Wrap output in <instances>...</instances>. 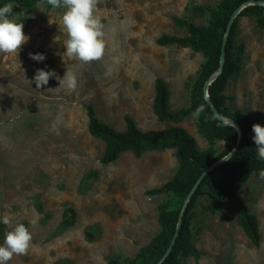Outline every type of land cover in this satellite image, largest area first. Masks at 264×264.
I'll use <instances>...</instances> for the list:
<instances>
[{"label":"rangeland","instance_id":"1","mask_svg":"<svg viewBox=\"0 0 264 264\" xmlns=\"http://www.w3.org/2000/svg\"><path fill=\"white\" fill-rule=\"evenodd\" d=\"M221 0H100L95 14L108 33L102 60L80 64L68 57L60 30L63 7L40 1L28 8L11 3L10 19L23 24L29 40L18 58L0 55V220L9 215L13 227L24 224L32 234L27 255L8 264H108L120 255L132 258L159 231L158 205L171 195L149 194L177 171L176 147L136 156L123 152L102 163L103 139L89 132L88 106L101 122L126 129L131 116L142 130L175 125L153 111L156 79L167 83L169 109L189 106L191 87L205 57L176 44L161 45L163 35H188L175 18L206 25L209 12ZM53 21L49 23V21ZM114 30V31H113ZM236 44L243 47L241 68L229 80L227 103L253 113L264 126V28L255 16L239 19ZM29 53H42L35 61ZM37 69L68 70L78 87L69 91L51 78L36 88ZM177 125L194 135L201 149L209 146L194 116ZM225 141H217L222 149ZM260 224L261 244H252L238 224V212L226 200L215 213L201 195L194 208L193 241L203 252L184 264H264V183L252 173L240 190ZM74 223L64 225L66 211ZM0 239L3 244L5 231Z\"/></svg>","mask_w":264,"mask_h":264},{"label":"trees","instance_id":"2","mask_svg":"<svg viewBox=\"0 0 264 264\" xmlns=\"http://www.w3.org/2000/svg\"><path fill=\"white\" fill-rule=\"evenodd\" d=\"M40 1L46 0H0V7L16 3L30 8ZM247 1L249 0H221L215 6H198V9L210 14L206 25H197L187 19L175 18L178 26L187 28L188 35H163L157 40L161 45L176 44L190 47L202 52L205 57L198 77L191 87V100L187 107L171 111L168 104L169 87L161 77L156 79L153 111L160 120L171 121L175 125L164 129L142 130L135 120L127 115L125 116L126 129L120 131L101 122L96 116L94 107L88 106L89 132L106 143V149L101 158L102 163H111L126 151H132L136 156H141L148 151L172 146L176 147L178 160V168L174 176L160 187L148 192L171 195V199L158 205L160 231L142 246L134 257L123 258L118 255L108 264H184L185 257L193 256L198 259L203 252L193 241L192 224L194 208L201 195H207V210L213 213L217 212L226 200H229L238 212V224L252 244L256 247L260 246L261 231L258 217L250 211L248 204L240 195V190L249 176L252 173L259 176L260 170L264 169V160L257 159L256 146L252 140L254 135L252 125L260 124V122L253 113L230 107L227 103L229 98L225 93L230 78L241 68L243 47L236 44L239 19L243 16H255L258 26L264 28V5L244 6ZM239 9V14L232 21L233 15ZM229 26L223 68L209 84L208 93L219 115L224 119L235 121L241 128V135L235 129L223 126L224 119L215 114L206 96L207 82L218 73L221 67L223 42ZM201 106L203 111L194 117V120L199 134L209 142V146L205 149L200 148L196 137L185 127L177 125L189 116H193V113ZM217 141H225L226 144L219 150L215 147ZM235 148L230 160L219 163L204 175L183 211V206L201 175ZM181 214L183 220L179 235L166 255ZM74 217V209L69 208L65 213L64 225L73 224ZM5 228L6 226L0 222V239Z\"/></svg>","mask_w":264,"mask_h":264},{"label":"clouds","instance_id":"3","mask_svg":"<svg viewBox=\"0 0 264 264\" xmlns=\"http://www.w3.org/2000/svg\"><path fill=\"white\" fill-rule=\"evenodd\" d=\"M100 0H47L53 8L63 7V12L58 24L60 30L66 35L63 45L66 56L80 64H90L100 61L105 55L108 33L100 16L96 15V7ZM13 11L12 5L0 7V55L17 57L21 51V46L29 40L23 32V24L10 19ZM53 21H49L52 23ZM114 31V30H113ZM31 59L43 61L44 54L29 53ZM51 78L59 82V86L69 91H74L78 87L77 76L74 72L67 69L61 78L55 70L37 69L33 79L27 80L28 83H35L36 88L46 86ZM203 107L197 108L193 113L197 117ZM223 126L231 127L239 132V128L231 119L225 118ZM254 133L252 140L256 146L257 159L264 160V126L258 123L252 125ZM231 153L221 158L222 161L230 160ZM259 177L264 179V169L260 170ZM8 229L4 234L3 244L0 245V264H8L13 256L27 255L32 242V234L22 223L12 225L9 215H4L0 221Z\"/></svg>","mask_w":264,"mask_h":264},{"label":"water","instance_id":"4","mask_svg":"<svg viewBox=\"0 0 264 264\" xmlns=\"http://www.w3.org/2000/svg\"><path fill=\"white\" fill-rule=\"evenodd\" d=\"M247 4H263V5H264V0H249V1H247V2L244 4V6L247 5ZM239 11H240V9L237 10V11L235 12V14H234L233 17H232V21H233V19L239 14ZM231 23H232V22H231ZM229 31H230V26H229L228 29H227V32H226V35H225V39H224V42H223V49H222L223 54H222L221 67H220L218 73L215 74V75H214V76H213V77L207 82V85H206V96H207V98H208V101H209L210 104L212 105L215 114H216L217 116H219V118H221V119H224V118H223L222 116L219 115L218 110L214 107V105H213V103H212V101H211V99H210V97H209L208 86H209V84H210V83H211V82L217 77V75L222 71V68H223V60H224V51H225V48H226V38H227V36H228V34H229ZM233 122H234V123L237 125V127L239 128V132H240V135H241V128H240V126H239L235 121H233ZM235 150H236V148H235L233 151L230 152L231 155L234 153ZM221 162H223V161H222V160L218 161L215 165H213L211 168H209L208 170H206V171L201 175V177H200V179L198 180L197 184H196L195 187L192 189V191H191L189 197L187 198V201L185 202V204H184V206H183V211H184L185 207L187 206V202L189 201L190 196L194 193V191L196 190L197 185L201 182V180H202V178L204 177V175H205L210 169H212L213 167H215L216 165H218V164L221 163ZM182 220H183V218H182V214H181L180 219H179V221H178V225H177L176 232H175L174 237H173V239H172L171 245H170L169 249H168L167 252H166V255L170 252L172 246L175 244V242H176V240H177V237H178V235H179V231H180V226H181V224H182ZM166 255H165V256H166Z\"/></svg>","mask_w":264,"mask_h":264}]
</instances>
